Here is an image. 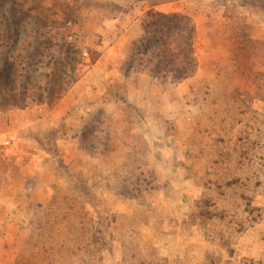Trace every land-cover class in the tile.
Wrapping results in <instances>:
<instances>
[{
	"label": "rangeland",
	"instance_id": "rangeland-1",
	"mask_svg": "<svg viewBox=\"0 0 264 264\" xmlns=\"http://www.w3.org/2000/svg\"><path fill=\"white\" fill-rule=\"evenodd\" d=\"M17 1L78 44L86 99L0 114L29 166L0 195V264H264V0ZM154 11L190 21L195 71L130 102L144 35L127 84L91 65Z\"/></svg>",
	"mask_w": 264,
	"mask_h": 264
},
{
	"label": "trees",
	"instance_id": "trees-1",
	"mask_svg": "<svg viewBox=\"0 0 264 264\" xmlns=\"http://www.w3.org/2000/svg\"><path fill=\"white\" fill-rule=\"evenodd\" d=\"M128 71L181 83L194 73L193 28L182 15L149 12ZM81 50L17 0H0V114L52 103L78 80ZM125 75L127 73L125 72Z\"/></svg>",
	"mask_w": 264,
	"mask_h": 264
},
{
	"label": "crops",
	"instance_id": "crops-1",
	"mask_svg": "<svg viewBox=\"0 0 264 264\" xmlns=\"http://www.w3.org/2000/svg\"><path fill=\"white\" fill-rule=\"evenodd\" d=\"M142 28L140 25V20L135 19L133 21L126 22L125 25H123V30L121 31L120 35L115 39L113 43L109 45V47L100 55V57L91 65V69L96 72H101L104 70L105 76L104 78L108 77L109 75H115V77L121 82L126 83L128 78V75H125L124 70L121 69V64L124 62V59L127 57V54L125 53V45L131 44L135 41H138L140 37L142 36ZM104 66V69H103ZM129 82L128 88L126 90V94L128 100L131 102L132 99H135V95L141 96L146 91L150 89L151 83L155 81V78L150 76L146 72H139L136 73L135 76H133ZM79 81H77L73 88L69 91V95H65L63 98L60 99L59 103L57 105H66L68 108L70 105H73L77 101H83L86 99L85 97L81 96L79 92ZM147 91V92H148ZM71 93V94H70ZM14 114L11 112L5 113L2 115L3 118L9 117L12 118ZM16 115V114H15ZM1 118V117H0ZM12 133V132H11ZM10 136H13L14 139L16 136L12 133ZM18 149V148H17ZM16 148L12 150L14 157L6 162L7 168L3 173L0 174L2 177V181H0V195L2 194V191L7 188L10 185H16L18 183H25L26 181V173L27 170H29V166L27 163L22 160L25 158L26 154L24 152H19L20 150H17ZM78 154H80V149L76 150ZM24 155L23 157H21ZM101 157L97 159L96 157H92L90 155L85 156L82 158V167L83 165H88V167H94V165L97 163V161H101ZM8 182V183H7ZM7 184V185H6ZM14 191V190H13ZM1 198V196H0ZM7 227H14L13 223H8L5 225Z\"/></svg>",
	"mask_w": 264,
	"mask_h": 264
},
{
	"label": "built area",
	"instance_id": "built-area-1",
	"mask_svg": "<svg viewBox=\"0 0 264 264\" xmlns=\"http://www.w3.org/2000/svg\"><path fill=\"white\" fill-rule=\"evenodd\" d=\"M14 137L13 136H8V138L4 137L0 139V147L6 149L7 151H12L14 147Z\"/></svg>",
	"mask_w": 264,
	"mask_h": 264
}]
</instances>
